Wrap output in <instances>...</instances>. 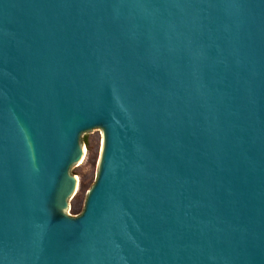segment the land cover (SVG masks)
I'll list each match as a JSON object with an SVG mask.
<instances>
[{"label":"water","instance_id":"obj_1","mask_svg":"<svg viewBox=\"0 0 264 264\" xmlns=\"http://www.w3.org/2000/svg\"><path fill=\"white\" fill-rule=\"evenodd\" d=\"M0 264H264V0H0Z\"/></svg>","mask_w":264,"mask_h":264},{"label":"rangeland","instance_id":"obj_2","mask_svg":"<svg viewBox=\"0 0 264 264\" xmlns=\"http://www.w3.org/2000/svg\"><path fill=\"white\" fill-rule=\"evenodd\" d=\"M85 155L80 165L72 173L76 178V188L69 203V215L81 213L88 190L94 184L97 175L102 135L93 133L83 138Z\"/></svg>","mask_w":264,"mask_h":264}]
</instances>
